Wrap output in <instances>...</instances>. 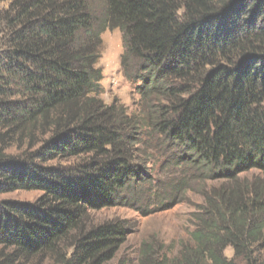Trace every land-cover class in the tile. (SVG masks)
Instances as JSON below:
<instances>
[{"label":"trees","instance_id":"16d2710c","mask_svg":"<svg viewBox=\"0 0 264 264\" xmlns=\"http://www.w3.org/2000/svg\"><path fill=\"white\" fill-rule=\"evenodd\" d=\"M115 29L131 113L100 98ZM161 143L203 203L179 255L137 264H264V0H0V195L40 193L0 200V264L112 262L128 224L89 214L135 202Z\"/></svg>","mask_w":264,"mask_h":264},{"label":"rangeland","instance_id":"374dc122","mask_svg":"<svg viewBox=\"0 0 264 264\" xmlns=\"http://www.w3.org/2000/svg\"><path fill=\"white\" fill-rule=\"evenodd\" d=\"M122 51L119 29L105 31L102 35L100 58L97 64L103 74L100 98L106 105L116 99L125 106L128 113H131L138 97L133 94L132 89V86L136 85L131 86L120 72ZM144 140L147 138L144 137ZM151 140L148 139V142L156 148L158 139L153 137ZM138 149L139 154H142L144 148ZM156 151L157 154L152 155L148 182H142L141 188L136 181L132 184V192L139 195L135 202L129 204L124 202L121 206L116 205L89 214V224L114 219L126 221L128 224L129 232L125 243L109 264H137L139 247L143 243H152L155 248H163L162 253H166L169 258L179 255L182 246L189 243V234L195 229L194 217L198 214L197 207L203 203L201 195L190 190L182 191L180 195L172 193L179 182L187 183L188 188H193V191L199 189L201 184H197L195 179L191 180L192 172L185 167V164L172 165L171 159L175 155L172 149L161 143L159 150ZM8 153L13 155L18 154V151L12 149ZM141 190L147 191L146 194L142 193L144 194L142 195ZM39 196V192H15L0 195V200L32 203ZM224 256L230 259L231 249L224 251Z\"/></svg>","mask_w":264,"mask_h":264}]
</instances>
